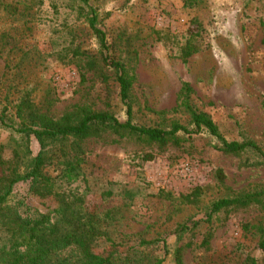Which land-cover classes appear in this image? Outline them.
I'll return each mask as SVG.
<instances>
[{"label":"rangeland","instance_id":"obj_1","mask_svg":"<svg viewBox=\"0 0 264 264\" xmlns=\"http://www.w3.org/2000/svg\"><path fill=\"white\" fill-rule=\"evenodd\" d=\"M100 27L116 42L133 75L132 118L137 126L169 129L187 125L179 107L185 82L191 105L206 114L228 141L255 144L264 153V0H91ZM80 0H0V115L16 125L15 107L27 98L53 120L78 108L111 113L119 122L125 110L108 75L83 67L76 50L95 54L96 43L77 14ZM194 48L183 58L186 46ZM16 136L0 127V162L12 160ZM215 140L194 136L180 146L159 149L102 136L83 144L84 163L68 188L84 197L88 210L108 214L113 240L136 245L166 241L150 252L173 264L177 225L199 221L222 197L264 188V163L255 155L216 150ZM33 154L38 146L31 141ZM150 155L152 161L143 157ZM54 165L44 171L56 174ZM221 174L222 181L218 180ZM199 189L196 205L181 196ZM26 193L14 190V200ZM40 213L57 207L53 196H29ZM183 237L181 264H264L257 229L264 232V211L251 206L220 213ZM208 249L201 248L206 234Z\"/></svg>","mask_w":264,"mask_h":264},{"label":"trees","instance_id":"obj_2","mask_svg":"<svg viewBox=\"0 0 264 264\" xmlns=\"http://www.w3.org/2000/svg\"><path fill=\"white\" fill-rule=\"evenodd\" d=\"M77 14L84 19L90 36L97 47L95 54L76 50L75 56L87 70L97 73L106 83L108 75L118 87V98L125 110V119L119 122L111 113L78 108L75 113L53 120L40 112L33 102L21 99L15 107L16 125L9 124L0 115V127L8 128L16 136L12 160L0 162V264H162L164 259L152 257L150 252L162 244L164 256L168 255L166 241L143 240L136 245H125L112 239L107 222L111 217L88 210L84 197L75 195L69 187L78 180L79 167L84 163V142L113 136L119 140L133 139L137 143L157 146H180L194 136L205 135L217 143L216 150L223 154L237 156L250 153L264 163V153L253 143L226 140L210 118L197 112L190 102L192 89L185 82L179 93V107L188 114L187 125L171 123L169 129L137 126L131 122L133 75L126 64L116 56L121 50L100 27L97 7L91 0H80ZM195 51L186 46L183 58ZM34 141L38 150L30 149ZM145 161L153 157L145 155ZM54 165L56 174L48 175L44 169ZM218 180L222 181L219 174ZM18 185L26 186V193L14 200ZM29 196L46 198L53 196L57 207L40 213L27 202ZM201 191L193 189L181 196V203L197 205ZM251 206L264 211V188L212 202L199 221L188 220L176 226L173 231L175 248L173 264H181V244L186 234L193 232L201 223L211 224V219L220 213L247 209ZM259 249L264 252V232L257 229ZM212 235L206 234L201 248L208 249ZM245 264H257L247 259Z\"/></svg>","mask_w":264,"mask_h":264}]
</instances>
